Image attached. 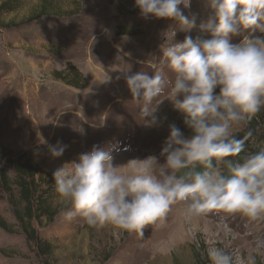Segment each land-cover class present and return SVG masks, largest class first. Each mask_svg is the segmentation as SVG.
<instances>
[{
  "label": "rangeland",
  "instance_id": "obj_1",
  "mask_svg": "<svg viewBox=\"0 0 264 264\" xmlns=\"http://www.w3.org/2000/svg\"><path fill=\"white\" fill-rule=\"evenodd\" d=\"M9 1L18 5L14 13L0 16V169L26 153L53 174L93 146L113 144L120 148L114 153L115 165L148 156L163 164L160 153L169 125L174 123L186 137L192 135L174 110L167 87L152 105L158 107L160 123L145 126L122 72L151 74L153 65L160 66L161 46L168 40L210 38L198 28L209 15L204 0L180 5L185 16L197 17V28L190 32L180 30L172 19L142 18L135 0H0V5ZM45 5L50 10L39 19ZM242 38L243 33L233 36L232 43ZM70 67L86 80L84 88H72L57 78L60 72L72 75ZM163 71L166 79L173 77ZM257 114L234 128V134L253 127L264 135V108ZM57 142L67 147L62 157L53 158L48 145ZM52 203L59 213L55 222L37 227L50 245V255L30 248L20 232L8 235L0 230V264H211L209 247H223L245 260L252 254L257 264H264V250L255 251L264 241V217L250 220L210 212L188 219L183 205L176 204L146 225L140 236L110 225L89 227L80 217L66 221L62 213L70 204L56 193ZM0 215L15 225L2 195Z\"/></svg>",
  "mask_w": 264,
  "mask_h": 264
},
{
  "label": "clouds",
  "instance_id": "obj_2",
  "mask_svg": "<svg viewBox=\"0 0 264 264\" xmlns=\"http://www.w3.org/2000/svg\"><path fill=\"white\" fill-rule=\"evenodd\" d=\"M181 4L188 7L189 0H135L142 18L172 19L180 30L190 32L197 28V17L185 16ZM204 4L209 15L198 28L210 38L168 40L161 46L160 66L153 65L151 74L122 72L145 126L160 123L158 107L152 105L167 87L174 110L192 135L186 137L170 124L160 153L163 164L148 156L115 165L114 153L120 148L113 144L93 146L76 161L55 169V191L70 204L62 213L66 221L80 217L89 227L110 225L143 236L146 225L176 204L183 205L188 219L210 212L250 220L264 217V149L245 153L253 130L249 128L243 138L233 132L264 108V0ZM241 33V41L232 43V37ZM164 68L172 78L166 79ZM66 147L57 142L48 145V152L60 158ZM225 233L230 230L225 228ZM262 250L264 241L256 244L255 251ZM207 255L211 264H257L255 255L245 260L223 247H209Z\"/></svg>",
  "mask_w": 264,
  "mask_h": 264
},
{
  "label": "trees",
  "instance_id": "obj_3",
  "mask_svg": "<svg viewBox=\"0 0 264 264\" xmlns=\"http://www.w3.org/2000/svg\"><path fill=\"white\" fill-rule=\"evenodd\" d=\"M17 5L16 1L1 4L0 16L14 13ZM49 10V5L43 6L39 19L45 17ZM68 72L72 75L68 76L60 72L57 78L60 80L63 78L72 88L81 89L86 86L83 85L86 80L74 67H70ZM258 116L259 114L256 118ZM250 129L253 130V136L246 142L245 153H254L264 149V135L253 127ZM247 131L237 134V138H243ZM3 166L0 169V196L2 195L7 201L15 225L12 227L0 215V230L8 235H13L15 231H18L30 248H35L43 255H50V245L41 239L37 227L40 228L44 224L52 225L59 215L52 203L56 193L53 175L40 169L26 153L10 159Z\"/></svg>",
  "mask_w": 264,
  "mask_h": 264
}]
</instances>
